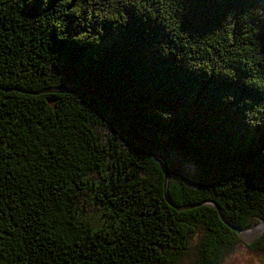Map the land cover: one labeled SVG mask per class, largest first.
I'll return each instance as SVG.
<instances>
[{
  "label": "trees",
  "instance_id": "trees-1",
  "mask_svg": "<svg viewBox=\"0 0 264 264\" xmlns=\"http://www.w3.org/2000/svg\"><path fill=\"white\" fill-rule=\"evenodd\" d=\"M147 148L264 219V0H0V264H264Z\"/></svg>",
  "mask_w": 264,
  "mask_h": 264
},
{
  "label": "water",
  "instance_id": "water-1",
  "mask_svg": "<svg viewBox=\"0 0 264 264\" xmlns=\"http://www.w3.org/2000/svg\"><path fill=\"white\" fill-rule=\"evenodd\" d=\"M44 93L47 92H54V93H75V92H79V93H85V94H89L91 95V92L76 88V87H65V88H60V89H56V90H45L43 91ZM119 112V110H117ZM120 113V112H119ZM125 122L127 123V125L129 126V128L131 129V131H134L133 127L130 124V121L126 118L123 117ZM147 152L148 154H150L153 158L157 159L163 166L164 168V180H163V196L165 199V202L172 208L176 209V210H185V209H189V208H193V207H197V206H202V205H212L217 213L218 216L220 218V220L222 221V223L224 225H226L229 229L235 231L239 237L241 239H243L246 243H250L251 241H253L255 238L259 237L260 235H262L264 233V219H258V222L254 225H247L245 228L243 229H237L235 227H233L232 225H230L228 222H226V220L224 219L220 207L214 202V201H210V200H204L202 202H199L197 204H192V205H186V206H177L175 205L169 198L168 192H167V185H168V178H169V170H168V165L166 163V161L164 160L163 157H161L160 155H157L155 153H153L152 151H150L147 148ZM257 231V233L253 236H251L250 239L245 240L243 238V234L249 232V231Z\"/></svg>",
  "mask_w": 264,
  "mask_h": 264
},
{
  "label": "rangeland",
  "instance_id": "rangeland-1",
  "mask_svg": "<svg viewBox=\"0 0 264 264\" xmlns=\"http://www.w3.org/2000/svg\"><path fill=\"white\" fill-rule=\"evenodd\" d=\"M248 233V232H247ZM245 233L243 234V238L245 240L250 239L251 237H245ZM244 241V240H243ZM259 255L250 252L243 245L237 247L236 251L227 255L223 260L222 264H260Z\"/></svg>",
  "mask_w": 264,
  "mask_h": 264
},
{
  "label": "bare ground",
  "instance_id": "bare-ground-1",
  "mask_svg": "<svg viewBox=\"0 0 264 264\" xmlns=\"http://www.w3.org/2000/svg\"><path fill=\"white\" fill-rule=\"evenodd\" d=\"M257 233V231H254V230H252V231H249L248 233H246V235H245V237H251V236H253V235H255Z\"/></svg>",
  "mask_w": 264,
  "mask_h": 264
},
{
  "label": "snow or ice",
  "instance_id": "snow-or-ice-1",
  "mask_svg": "<svg viewBox=\"0 0 264 264\" xmlns=\"http://www.w3.org/2000/svg\"><path fill=\"white\" fill-rule=\"evenodd\" d=\"M229 97H231V96H229ZM229 97L226 98V102H230V101L228 100ZM231 100H232V97H231Z\"/></svg>",
  "mask_w": 264,
  "mask_h": 264
}]
</instances>
